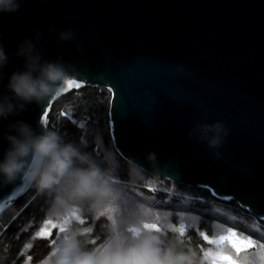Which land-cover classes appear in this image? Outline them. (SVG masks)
<instances>
[{
	"label": "water",
	"instance_id": "95a60500",
	"mask_svg": "<svg viewBox=\"0 0 264 264\" xmlns=\"http://www.w3.org/2000/svg\"><path fill=\"white\" fill-rule=\"evenodd\" d=\"M50 27L75 29L76 41L61 43ZM34 28L46 59L62 56L76 81L110 91V135L121 158L264 222V0H24L20 11L0 14L6 54ZM23 63L10 58L0 93L10 95L7 76ZM46 107L33 103L0 121V159L7 125L22 120L39 131ZM216 122L231 129L222 160L187 135ZM30 189L22 179L0 186V216Z\"/></svg>",
	"mask_w": 264,
	"mask_h": 264
},
{
	"label": "clouds",
	"instance_id": "9594fccd",
	"mask_svg": "<svg viewBox=\"0 0 264 264\" xmlns=\"http://www.w3.org/2000/svg\"><path fill=\"white\" fill-rule=\"evenodd\" d=\"M23 2L0 0V14L20 11ZM48 31L50 35L58 32L61 43L77 38L73 28ZM32 32V38L24 39L10 57L0 31V84L10 58L24 62L22 69L7 76L10 95L0 93V121L23 114L33 103L51 104L64 94L69 81L77 80L78 73L62 56L45 58L43 33L39 28ZM38 128L22 120L7 125L2 133L8 147L0 159V186L22 179L47 199L41 228L45 237L52 230L57 234L40 264H264V243L246 244L237 251L235 237L223 226H217L211 236L199 233L205 247L188 244V225L173 224L154 207V201L137 192L147 172L135 159L128 158V179L122 180L119 161L112 153L98 159L82 143L66 141L46 124L39 123ZM187 135L189 140L198 138L214 150L216 160H222L220 150L231 129L222 122L197 124ZM145 158L158 171L157 154L149 151ZM100 221L104 222L102 239L94 238L95 222Z\"/></svg>",
	"mask_w": 264,
	"mask_h": 264
},
{
	"label": "trees",
	"instance_id": "16d2710c",
	"mask_svg": "<svg viewBox=\"0 0 264 264\" xmlns=\"http://www.w3.org/2000/svg\"><path fill=\"white\" fill-rule=\"evenodd\" d=\"M62 95L51 107L48 127L57 130L66 141L83 144L84 150L98 159L112 153L119 161V178L128 179V164L114 148L109 126L111 93L93 83ZM83 125V127H81ZM137 192L150 201L173 224L184 221L188 225L186 241L203 248L206 241L199 235L211 236L217 226L232 227L237 232L234 241L251 232L255 242L264 243V223L243 210L234 201H221L209 191L194 189L160 179L146 173ZM155 188V191H151ZM48 202L33 188L14 201L0 216V264H40L47 255L51 240L36 233L47 216ZM89 223H94L89 220ZM94 238H103V221L95 222ZM260 237V239H257ZM244 245H242L243 247ZM30 258V259H29Z\"/></svg>",
	"mask_w": 264,
	"mask_h": 264
},
{
	"label": "snow or ice",
	"instance_id": "6c2138e0",
	"mask_svg": "<svg viewBox=\"0 0 264 264\" xmlns=\"http://www.w3.org/2000/svg\"><path fill=\"white\" fill-rule=\"evenodd\" d=\"M84 86H85L84 84H82V83H80L78 81H69L65 92H67L68 90H72V89H80V88H82ZM50 110H51V104H49L48 107H46L43 110V112H42V114L40 115V118H39V123H43V124L48 125V123H49L48 115H49ZM81 127H83V125H81ZM155 190H156L155 188L151 189V191H155ZM0 211H2V209H0ZM262 223H264V222H262ZM228 230L230 231L232 236L237 237V232L232 227H229ZM50 234L51 233H49V235ZM36 235L39 236V237H45V232H44V230L42 228H40L39 231L36 233ZM252 235L253 234L251 232H249L247 236H243L242 235L240 240H239V242L233 241V246L236 248L237 251H239L241 249L242 245L251 244V243L255 242L252 239ZM245 238H247V239H245ZM257 239H260V237H257Z\"/></svg>",
	"mask_w": 264,
	"mask_h": 264
}]
</instances>
